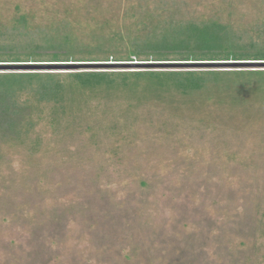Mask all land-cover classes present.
<instances>
[{
	"label": "rangeland",
	"instance_id": "1",
	"mask_svg": "<svg viewBox=\"0 0 264 264\" xmlns=\"http://www.w3.org/2000/svg\"><path fill=\"white\" fill-rule=\"evenodd\" d=\"M186 20L264 44V0H0V51L14 52L0 64H181L0 73L66 87L84 71L218 73L187 95L145 80L105 99L73 91L57 125L48 105L25 137L0 139V264H264V76L249 74L264 68L210 64L264 60L125 54Z\"/></svg>",
	"mask_w": 264,
	"mask_h": 264
},
{
	"label": "trees",
	"instance_id": "2",
	"mask_svg": "<svg viewBox=\"0 0 264 264\" xmlns=\"http://www.w3.org/2000/svg\"><path fill=\"white\" fill-rule=\"evenodd\" d=\"M156 28H159L158 23ZM156 28L151 30L150 38L144 42L135 41L134 49L128 46L127 53H125L128 61L142 57L156 62L168 57L186 58V61L195 58L241 60L239 58L250 57L264 60V44L249 43L239 44V46L238 42H234L235 34L232 29L223 23L216 21L200 23L186 20L175 22L169 29H165L164 33L162 31L158 33ZM98 51L100 53L82 52L91 56L103 53L100 49ZM78 52L80 53L71 47L68 49L57 47L56 50L47 53L57 58L61 54L70 57V54ZM1 54L10 56L9 54L12 55L14 52L0 51ZM21 54L31 58L41 55L35 50ZM252 72L259 73L249 74L264 76V71ZM68 74L71 83L66 87L61 81L55 79L53 73H0V139L6 138L8 142H11L25 137L26 133L32 132L38 125L36 119L42 118V110L48 105L50 122L57 125V112L59 110L64 115L68 112L65 111V106H70V100L74 96L73 91L78 92V98H83V94L87 92L91 96L97 95V99H105L117 89L123 92L124 88L136 87L139 82L145 80V85L155 92L170 88L181 95H187L202 89L208 79L218 78V73L214 71H135L128 73L84 71ZM150 90L147 89V91ZM33 117L36 118L33 119Z\"/></svg>",
	"mask_w": 264,
	"mask_h": 264
},
{
	"label": "water",
	"instance_id": "3",
	"mask_svg": "<svg viewBox=\"0 0 264 264\" xmlns=\"http://www.w3.org/2000/svg\"><path fill=\"white\" fill-rule=\"evenodd\" d=\"M208 64V63H206ZM201 64V65H206ZM213 65H226L231 68H264V62H227V63H210ZM133 65H143V68H164L169 65L176 68L180 63H90V64H43V63H17V64H0V72H39L53 70H103V69H126ZM150 66V67H149ZM110 67V68H109ZM142 67V66H141Z\"/></svg>",
	"mask_w": 264,
	"mask_h": 264
}]
</instances>
